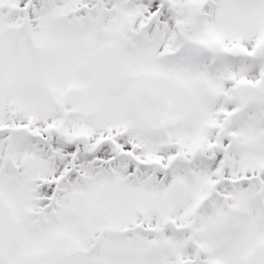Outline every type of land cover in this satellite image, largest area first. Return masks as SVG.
Wrapping results in <instances>:
<instances>
[{"label": "snow or ice", "instance_id": "obj_1", "mask_svg": "<svg viewBox=\"0 0 264 264\" xmlns=\"http://www.w3.org/2000/svg\"><path fill=\"white\" fill-rule=\"evenodd\" d=\"M0 264H264V0H0Z\"/></svg>", "mask_w": 264, "mask_h": 264}]
</instances>
